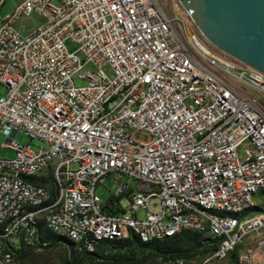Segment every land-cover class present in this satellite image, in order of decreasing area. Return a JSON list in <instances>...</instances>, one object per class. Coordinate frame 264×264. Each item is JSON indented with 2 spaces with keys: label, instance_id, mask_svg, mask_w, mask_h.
Instances as JSON below:
<instances>
[{
  "label": "built area",
  "instance_id": "built-area-1",
  "mask_svg": "<svg viewBox=\"0 0 264 264\" xmlns=\"http://www.w3.org/2000/svg\"><path fill=\"white\" fill-rule=\"evenodd\" d=\"M31 14L42 23L23 34L28 26L15 24ZM164 75L207 84L215 101L164 83ZM0 85L6 89L0 147L15 153L0 157V217L20 206L0 233V264H11L12 249L46 244L33 225L45 209L39 197L59 207L58 217H44L51 229L74 232L77 247L90 252L99 241L132 231L161 240L174 226L202 231L192 216L201 204L264 202L254 198L256 188H264V156L255 155V146L264 147V73L242 68L207 41L178 0L15 6L0 19ZM138 85H146L143 99H125L124 91ZM225 96L242 111L229 112ZM118 102H126V111H117ZM19 132L46 146L33 151L18 144L13 138ZM137 132L148 140L137 141ZM106 179L115 184L110 196L116 204L96 194ZM49 184L57 193H49ZM152 198L159 200L156 211L148 206ZM141 208L145 219L137 217ZM213 225L214 250L206 256L264 264V242L239 252L241 235L264 228V215L241 223L213 219Z\"/></svg>",
  "mask_w": 264,
  "mask_h": 264
},
{
  "label": "bare ground",
  "instance_id": "bare-ground-1",
  "mask_svg": "<svg viewBox=\"0 0 264 264\" xmlns=\"http://www.w3.org/2000/svg\"><path fill=\"white\" fill-rule=\"evenodd\" d=\"M29 5L30 0H18L16 10H23ZM242 68H249V65L242 62ZM164 83L172 84L173 86H183L188 94L202 96L203 99H208V101H215V92L210 91V87L205 83H194L190 79H182L180 75H164ZM143 93H146V85H138V89L124 91V98L128 100L143 99ZM225 105L229 112L242 111V104L237 103L232 96H225ZM117 111H126V102H118ZM241 144H246V151H253V144H248V137H241ZM255 155L264 156V147L255 146ZM54 183H61V176H54ZM49 193H57L56 184H49ZM256 195L264 197V188H256ZM39 206L45 207V209H41V213L34 215L33 225L35 226V231L48 230L75 242L74 232L67 229H51L49 221H44V217H58L59 207L49 206V199L47 197H39ZM254 208L259 209V212L254 215H248V211ZM13 214H20V206H13ZM13 214H6V217H0V233H6L7 226L13 224ZM257 215H264V202L253 206V199H245L244 202L237 203L236 206L230 208L220 204H201V209L192 208V216L196 222L201 224L202 231L193 230V228H185V230L200 233L206 238L215 241L213 219L241 223L248 217ZM180 230H182V226H174V231L167 233V238L174 236ZM130 235L136 236L142 242L162 241L154 235H144V231H132V234H118L114 239L126 240ZM259 242H264V228H256V231H249V233L241 235L239 239V252H247L251 244ZM37 245L45 246L46 244L40 242L30 243V247ZM7 259L11 264H19L13 251L7 252ZM191 263L184 260H175L159 262L157 264ZM201 264H232V258L206 256L201 260Z\"/></svg>",
  "mask_w": 264,
  "mask_h": 264
},
{
  "label": "trees",
  "instance_id": "trees-1",
  "mask_svg": "<svg viewBox=\"0 0 264 264\" xmlns=\"http://www.w3.org/2000/svg\"><path fill=\"white\" fill-rule=\"evenodd\" d=\"M118 202L119 199L111 196L107 200L110 205ZM42 230L40 240L46 242L45 246L12 249L19 264H26L27 248L43 250L60 248L63 250L62 264H151L154 259H159L160 262L175 260L191 262L197 258H204L214 250L212 240L188 230H180L162 241L142 242L134 235H130L126 240L105 239L99 241L92 252L85 248L79 249L74 242L62 236Z\"/></svg>",
  "mask_w": 264,
  "mask_h": 264
},
{
  "label": "water",
  "instance_id": "water-1",
  "mask_svg": "<svg viewBox=\"0 0 264 264\" xmlns=\"http://www.w3.org/2000/svg\"><path fill=\"white\" fill-rule=\"evenodd\" d=\"M219 50L264 73V0H178Z\"/></svg>",
  "mask_w": 264,
  "mask_h": 264
},
{
  "label": "rangeland",
  "instance_id": "rangeland-1",
  "mask_svg": "<svg viewBox=\"0 0 264 264\" xmlns=\"http://www.w3.org/2000/svg\"><path fill=\"white\" fill-rule=\"evenodd\" d=\"M18 0H6L4 5L0 9V19L4 18L6 15L12 13L14 7L16 6ZM25 23L28 28L23 31V34L29 33L33 28L37 27L42 23L41 19L39 16L36 14H31L28 17H22L16 22V27L20 28V26ZM77 84H81V81H77ZM6 93V89L0 85V97L4 96ZM134 138L137 141H147L148 136L144 133L137 132L134 134ZM3 135L0 134V146L3 142ZM13 141L17 142L20 145H28L30 144V148L33 151H37L41 147H45V143L38 140V139H33L31 140L27 135H25L22 132H19L16 134V136L13 138ZM240 155H242V151L239 152ZM15 153L11 151L8 148H1L0 147V157H14ZM115 184L110 180L106 179L105 182L101 185H99L96 188V194L102 201L108 200V198L111 195V192L114 190ZM255 201H259L260 197L259 195H256ZM126 199L122 198V203H125ZM148 206L152 211H156L159 209V200L157 198H152L148 202ZM257 212H259V209L254 208L248 211V215H254ZM147 216V212L145 209H139L137 211V217L139 219H145ZM205 237V236H204ZM28 254H27V259H26V264H62V257H63V250L60 248H51L48 250H43V249H29L27 248ZM206 257V256H205ZM204 257V258H205ZM203 258H201L202 260ZM199 258L192 260L191 264H196L199 262ZM159 259H154L151 264H157L159 263Z\"/></svg>",
  "mask_w": 264,
  "mask_h": 264
}]
</instances>
